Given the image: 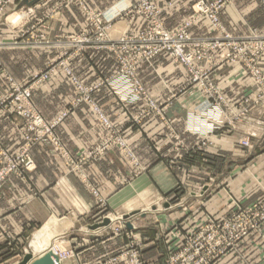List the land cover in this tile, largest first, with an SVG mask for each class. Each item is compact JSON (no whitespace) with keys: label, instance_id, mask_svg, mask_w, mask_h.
<instances>
[{"label":"crops","instance_id":"1","mask_svg":"<svg viewBox=\"0 0 264 264\" xmlns=\"http://www.w3.org/2000/svg\"><path fill=\"white\" fill-rule=\"evenodd\" d=\"M22 1L13 0L6 13L13 8L25 10L29 7L22 5ZM128 2L130 0H40L28 8L32 15L27 22L35 24L37 33L45 39L55 42L87 27L82 6L106 11ZM158 5L162 7L163 3L160 1ZM55 7H60V11L50 12L49 8ZM190 7V1L181 0L164 10L163 24L166 27L180 25L191 17ZM12 13L0 18V95L8 88L4 72L18 82L24 81L40 69L41 56L44 64L64 50L57 44L43 48L20 47L19 16L12 20ZM219 17L221 25L231 35L264 36V7L260 0H231ZM142 23L141 19L130 23L127 18H117L111 24L110 34L113 37L123 29H135ZM190 32L199 37L208 35L209 24L201 20L190 27ZM196 65L202 66L203 62ZM116 67L114 55L108 51L87 50L71 63L74 73L85 84L107 77ZM260 67L264 71V53ZM137 75L153 100L167 103L162 115L152 114L139 124H132L131 118L141 110V103H122L107 87L96 90L93 98L111 123L123 128L128 144L144 170L133 174L132 165L116 150L108 151L97 160L86 157V162L77 166L79 172L72 170L83 153L97 147L104 133L90 105L80 104L55 129L64 152L37 144L31 151L33 169L23 176L11 175L3 181L0 187V264H17L26 252L36 259L56 246H75L76 250L74 257L60 264H82L87 259L98 258L104 247L109 251L120 247L124 239L117 236L106 238L105 244L101 245L97 243L89 247L82 243V240L96 236L92 222L100 216L88 181L96 187L99 197L108 201L113 214L117 211L125 213L119 210L121 201L138 196L144 200H151L153 196L174 202L165 204L164 212L155 211L151 217L145 216L144 210L137 209L140 219H129L133 222L132 230L142 234L145 228H150L146 227L148 221L153 222L155 228L161 224L171 228L177 219L186 215L190 219L186 224L192 223L193 226L198 218L222 219L236 205L244 207L262 197L264 103L247 114L234 129L223 128L213 136L212 144L203 145L198 135L186 130L187 117L205 101L202 91L187 86L186 67L161 54L150 63H141ZM62 77L55 74L33 93V102L47 119L72 99L67 93L68 86L61 82ZM211 81L234 110L240 109V102L254 90L250 75L238 64L215 69ZM19 125L20 120L15 115H0V151L11 153L20 148ZM174 135L180 138L181 146L173 139ZM254 137L257 140L251 147L237 143L242 138L250 140ZM81 175H85L88 181H83ZM203 186L206 187L204 200L200 196ZM259 231L252 232L240 243V259L231 256L220 264H264V225ZM155 244L151 240L146 245L145 259H161L159 252L154 255Z\"/></svg>","mask_w":264,"mask_h":264},{"label":"rangeland","instance_id":"2","mask_svg":"<svg viewBox=\"0 0 264 264\" xmlns=\"http://www.w3.org/2000/svg\"><path fill=\"white\" fill-rule=\"evenodd\" d=\"M38 1H40V0H38ZM38 1H36V2H38ZM149 1H150L151 5L158 11V13L156 15L157 22L161 23V25L167 31L176 32L178 30H183L189 36L199 37V36L193 35L190 32V27H192L194 24H196L197 22H199L201 20H206L204 17H201L198 20H194V18H195L194 4H195L196 0H188V1H190V6H191L190 7L191 8V14H192L191 17L183 20L184 22L181 23L180 25H178V26L174 25L172 27H166L163 24L162 14H163L164 10L173 7L176 3H178L181 0H149ZM160 1L163 3L162 7L158 5V3ZM226 1L229 2L231 0H226ZM36 2H34V3H36ZM134 3H135L134 0H130V2H128L126 4V6L122 5L120 7H114V8H111L109 10H106V11L105 10L89 9L87 7L82 6L81 11L84 14V16H86L87 21H88L87 27L81 29L78 32L71 33L69 35H64V36L60 37L59 39L55 40V42L54 41L50 42L47 39H45L42 36V34L37 33L35 24L27 22V21H29V20H27V18L29 19V17L32 15V11L28 10V8H31L33 4L31 5V7L29 6V7L25 8V10H23L21 8H19V10H17V9L13 8L12 10H10L9 13H6V10L8 7L12 6L13 0H12L11 4L8 3L7 5H5L3 10L1 11L0 18L2 16L9 15L13 12L12 13L13 16L10 17L13 20L14 17H16L17 14H19L18 16H19V29H20L19 30V46L20 47H32L33 46V47L43 48V47H48L49 45H56L57 44L60 47H62L64 50H62L59 53V55H56L54 58L46 60L44 62V64L42 63L43 56H41L40 57L41 58L40 69L32 72L26 79H24V81L18 82L16 80H14L6 72L3 73L4 79L7 82L8 88L5 91V93L0 95V115L5 114V113H9V114L15 115L20 120L19 129H20L21 136H22V144L17 151H14L11 153L6 152L5 150L0 151V169L4 165H6V163L8 162L6 158H10L11 156H15L16 153H18V152L20 154L23 149H27V151L29 153V157L32 160V164L27 169H23L24 166L20 167L19 168L21 170L20 172H19V170H17V171L7 173L5 175V177L3 178V180L1 181L0 187L3 183V181L7 177H9L11 175H16V176L20 177V176H23L25 173H28L29 171H31L33 169L34 160H33V157L31 155V151L35 145L42 144L46 147H49L50 149H59V150L63 151V146L61 144L59 137L56 134L55 129L69 115V113L74 108H76L77 106H79L82 103H87L88 105H90L91 110L96 114L97 119L99 120V122L103 126L104 133L102 134V136L98 142L97 147H94L91 151H89L87 153H83L82 157L77 161V163L74 164V167L72 168V170L79 172V167H77V166L81 162H86L85 161L86 157L88 159H92V160L96 159L97 160L101 156L105 155L108 151H111V150L118 151L120 156L123 159L127 160V162H129L132 165L133 174L134 173H136V174L140 173L144 170V167L142 166V164L138 160V157L131 150V148L128 144L127 138H126L125 134L123 133L122 127L114 126L111 123V121L108 119V117L104 114L107 118L109 125H110L109 127L106 126V124L102 120H100V118L98 117V114L95 111V108L92 106V104L90 102L83 101L76 106L72 105L74 99H76L77 97L80 96V91L78 89L77 84L75 83L74 80L71 79L70 75L66 72L65 67H64V66H66V68L71 71L72 75L73 76L75 75L77 77V75L74 73L73 69L71 68V63H72V61L75 60V58L81 52H84L87 50H91L94 52L108 51L114 55V58L117 62V67H116V70L114 72H112L107 77L98 79L97 81H95L91 84H85L79 79V77H77V78H78V81L86 87H93L98 82L104 81L106 79H110L111 78L110 76L114 75L120 69L122 63L120 64V62H118L116 54L114 53V51H112L114 43L109 45V42H111V40L114 37H119L120 35H123L124 37H130V34H132L133 31H146L148 29H152V27L156 23L154 20L147 19L143 15H138V12H137L138 8L134 5ZM49 9H50V12H58V11H60L61 8L55 7V8H49ZM16 11H19V12H16ZM47 11H45V12H47ZM115 11H118V14H115ZM103 14H107L109 16H111V14H114L115 16L113 17V19L112 18L108 19ZM117 18H127L130 23L132 21H135L136 19H141L143 23H142V25L136 26L135 29H131V30H127V29L124 30L123 29L112 37L110 34L111 24ZM97 22H99L100 24L103 23L107 26V31L105 30V33H104V40H103V42L100 43L101 46L104 47L102 49H99L100 47L97 45V42H96V37L98 36V32H99V30L96 28ZM209 28H210V33L208 35H205L202 37H208L209 35L214 34V32L211 30L210 25H209ZM22 29H25V30L21 32ZM102 37H103V32L101 31V36L99 39H102ZM89 38L91 40H93L94 43H89L90 42ZM122 52L124 53V50H122ZM161 54H165L166 56L169 57V51L163 50L160 53H157V54L151 56L149 60H144V61L140 62L138 65H136L135 73H136V77L138 80H139V78L137 75V71H138V67L141 65V63H150L154 58H156L157 56H159ZM171 61L173 63H175V61L173 59H171ZM176 64H178V63H176ZM225 65H228V64H225ZM55 74H60L63 76L61 82H63L64 85L68 86L67 93H68V95L72 96V99L67 103V105H65L62 109H60V111H58V113H56L52 118L47 119L39 112V109L36 107L35 103L33 102V93L38 86H40L44 83H47ZM38 75H40V79H41L40 82L37 81ZM11 80L18 83L19 86H21V87H29V91H30L29 98L27 101L21 100V98L19 97L18 102H19L20 110H18V111H17V108H19V107L14 105L15 100L17 98H16V92L13 89ZM66 80L69 84L68 83L65 84ZM27 82H29V83H27ZM139 82H140L141 86L143 87L144 91L146 92V90H145V88L142 85L140 80H139ZM187 86H189V87L194 86L201 91V88H199L195 84L190 85L188 83V81H187ZM102 87L109 88L112 91V93H114L116 95V97L119 99V101L122 103H125V104L141 103L142 104L141 110L138 111L137 113L133 114V116L131 118L132 124H139L145 117H148L149 115H152V114L162 115V113H164L166 105H167V103L164 102L160 106L161 111L158 113H156L155 111H153V112L149 111L145 115H142L143 111L148 109L146 98H144L142 95L138 99H135L132 101H127L125 97H121L117 93V91H116L117 87L116 86H112L105 81V84L101 85L96 90H98ZM185 89H186V87H185ZM96 90H94L91 93V98H92L94 103H95V101L93 98V94ZM146 94L148 95V97H150L147 92H146ZM204 96H205V101H206L207 97H206V95H204ZM13 98H15V100ZM207 101H208V99H207ZM16 102H17V100H16ZM155 102L160 104V102H157V101H155ZM204 103L205 102H203V105H204ZM200 104H202V102ZM97 106L103 112V109L99 105H97ZM256 107L257 106L253 105V107L250 108V110L247 114H249ZM64 111H68V114L64 118H62L60 121H56L59 114L61 112H64ZM197 111H198V105L194 109V112H197ZM31 115H39L40 117H42L44 122L47 123L48 126L52 127L51 128V135L48 136V142L49 143L42 141L40 139L36 140L37 135L42 130V125L38 124L37 127H35L34 129H32V130L29 129L30 122H31L30 121ZM188 119H189V116L187 117L186 122L188 121ZM238 123H235L231 127L227 126L224 128L234 129ZM222 129L215 130L214 135L217 132L221 131ZM186 130L189 131L190 133H194V134L198 135L200 137L201 144H203V145H210L213 143L212 140L210 139V137H204L201 134L193 132L187 128H186ZM115 136H117L116 139H114ZM117 139H120L121 142H119V141L117 142ZM173 139L178 143V145L181 146V144H180L181 141H180L179 137L174 135ZM256 140H257V137L250 138L249 142H250L251 146H252V144L256 143ZM4 153H6V155H8V156H5V160H4ZM81 178L83 181H88L87 177L85 175H83V176L81 175ZM87 186L89 187V190L91 191V195L94 198V202H95V206H96L97 210L100 211V216L98 217L99 220L97 218L96 220H94V222H92V225L95 226L94 231H97V234H95L96 236L92 239H89V240L86 239V241H84L85 240L84 239V240H82V243L87 244L89 247L92 245H95L97 243L101 245V244H105L104 243L105 239L106 238L110 239L111 236L122 237L124 239V243L121 244L120 247H118L117 249H113L110 251H109V248L106 250L104 247L102 249V251L99 252L98 258L87 259V261L83 262L82 264H220L221 261H223V259H226L228 257L232 256V259H240L242 256V253H240L239 245L246 237L241 239L239 243H237V244L235 243L236 245L234 244L233 246H231V245H228L226 243L224 232H219L218 240L214 243V241L210 240V236H209L210 232H208V230L206 228V225L208 223L207 221L210 218H203V219L198 218L199 220L192 226V223L186 224L190 219L186 218V215H184L179 220L177 219L176 225H174L171 228L168 226H165V224H163V225L161 224V226L159 228H155V226H154L155 224L153 222L147 220L148 224L146 225V227H150V228H145L146 230L143 231V232H145L144 234L139 233L137 231H133L132 228L127 227L126 223L127 222L133 223L132 221L130 222V219H129L130 217H132L131 219L133 221H138L140 219V216H139L140 212L137 211V209L144 210L145 216L151 217L155 211L164 212L165 211L164 205L169 204L170 202L167 200L165 201L164 199L162 200L160 198H155L153 196L151 197V200L149 198L144 200L143 198L140 199L141 196H138V197H136V199L121 201V205H120L119 210H122L125 213H121V212L117 211V213L113 214L111 212V210L109 209L108 201L106 199L99 197V194L97 193L96 187L93 186L91 183H89V181L87 182ZM204 187L205 186L201 187V193H200L201 199H203V200L206 199V193H205L206 187L205 188ZM173 203H170V204H173ZM89 217H91V215ZM104 219H108L109 223L104 225L103 224ZM262 226L260 227V229L262 228ZM117 227H121V229L117 231L116 230ZM259 230H257V231H259ZM144 237H146V238H144ZM262 237L264 238V234H262ZM151 240H153L156 243L155 244L156 252L154 253V255H157L156 253L159 252L161 254V259H145V256L143 253L145 252L144 250H145L146 245L148 243H150ZM74 247L75 246L68 247V248L62 247L63 248L62 249V248L56 246V247H51L48 250H50L56 256L57 261H55V264H60L62 261L67 260V259L75 256L76 250L74 249ZM77 247L78 246L76 244V248ZM59 250L68 252L69 256L66 258H61L60 254H59L60 253ZM26 253H29V252H26ZM25 254H23V256ZM23 256L21 257V259L23 258ZM21 259L19 261H21Z\"/></svg>","mask_w":264,"mask_h":264},{"label":"built area","instance_id":"3","mask_svg":"<svg viewBox=\"0 0 264 264\" xmlns=\"http://www.w3.org/2000/svg\"><path fill=\"white\" fill-rule=\"evenodd\" d=\"M134 5L138 8V15H143L147 19L154 20L156 23L152 29L146 31H133L130 37H114L109 45L113 44V50L118 62L122 63L120 69L110 79L96 83L93 87L82 85L78 78L72 75L71 71L65 67L66 72L71 79L75 81L80 91V96L74 99L72 105L76 106L85 101L90 102L95 108L100 120L106 126H110L102 110L93 102L91 93L105 84V81L117 87V93L125 97L127 101L138 99L141 95L146 98L148 109L143 111L142 115L147 112L161 111L163 103H156L155 100L148 97L139 80L136 77L135 68L140 62L149 60L151 56L160 53L163 50L169 51V57L187 68L188 83L195 84L204 95L206 101L198 106L197 112L189 114L187 129L199 133L204 137H210L212 140L214 131L224 127H231L235 123L244 119L250 108L259 106L264 103V71L260 67V59L264 53V36L251 34L247 36H235L228 33L220 23V12L226 5V0H196L194 4L195 18L198 20L204 17L209 23L214 34L208 37H193L186 34L183 30L176 32L167 31L161 23L157 22L156 15L158 11L151 5L149 0H134ZM12 0H0L1 11ZM264 7V0H260ZM133 4V3H132ZM126 6V5H125ZM124 6V7H125ZM118 14V11H115ZM106 18H112L103 14ZM93 19V18H92ZM96 28L99 30L96 37L97 45L102 49L101 42L104 40L107 26L97 22ZM101 31L103 32L102 39ZM90 39V38H89ZM89 43H94L90 39ZM124 50V53L122 52ZM197 62H203L202 66H197ZM225 64L242 65L245 71L250 75L254 86L253 93L240 102V109L234 110L228 104L225 96L213 86L211 73ZM40 75L37 81L40 82ZM13 89L16 92L14 105L17 111L20 110L19 97L27 101L29 98V87H21L18 83L11 80ZM29 83V82H27ZM182 92V90H180ZM208 99V101H207ZM20 112V111H19ZM68 114V111L61 112L56 121H60ZM29 129H34L37 125H42V130L37 135V139L48 142V136L51 135V126H48L39 115H31ZM115 136L114 139H116ZM32 140V139H31ZM121 142L117 139V142ZM53 142V141H52ZM238 145L242 147H251L247 138L238 140ZM6 153H4L5 160ZM7 163L0 169V183L9 172L21 171L19 168L27 169L32 164L27 149L21 153L6 158ZM206 228L210 232V240L214 243L218 240L219 232H224L225 240L228 245L233 246L239 243L241 239L247 237L251 232L257 231L264 224V193L262 197L247 206L236 205L230 213L222 219H209ZM117 227L116 230H120ZM235 244V245H236ZM61 258L69 256L68 252L59 250Z\"/></svg>","mask_w":264,"mask_h":264},{"label":"water","instance_id":"4","mask_svg":"<svg viewBox=\"0 0 264 264\" xmlns=\"http://www.w3.org/2000/svg\"><path fill=\"white\" fill-rule=\"evenodd\" d=\"M38 0H23L22 5H28L31 6L34 2ZM109 223L108 219H104L103 224L106 225ZM128 228H131V223H126ZM32 255L30 253H26L21 261H19L18 264H55V261H57L56 256L50 251L47 250L43 255L36 259H31Z\"/></svg>","mask_w":264,"mask_h":264},{"label":"bare ground","instance_id":"5","mask_svg":"<svg viewBox=\"0 0 264 264\" xmlns=\"http://www.w3.org/2000/svg\"><path fill=\"white\" fill-rule=\"evenodd\" d=\"M17 15H19V14H17ZM14 20V19H13Z\"/></svg>","mask_w":264,"mask_h":264}]
</instances>
